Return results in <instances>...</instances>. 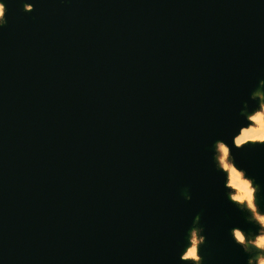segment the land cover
I'll return each mask as SVG.
<instances>
[{
	"label": "water",
	"instance_id": "1",
	"mask_svg": "<svg viewBox=\"0 0 264 264\" xmlns=\"http://www.w3.org/2000/svg\"><path fill=\"white\" fill-rule=\"evenodd\" d=\"M0 3V264H249L216 145L264 209V0Z\"/></svg>",
	"mask_w": 264,
	"mask_h": 264
},
{
	"label": "rangeland",
	"instance_id": "2",
	"mask_svg": "<svg viewBox=\"0 0 264 264\" xmlns=\"http://www.w3.org/2000/svg\"><path fill=\"white\" fill-rule=\"evenodd\" d=\"M255 97H258V98L261 99V105L256 111H254L252 113H248V119L250 120V125L249 126H252L253 124H254V126H258L256 123H258V119L257 118H258V116H260V117H262L261 119H262V124H263V127H264V99H263L262 91L259 90L258 92H256ZM251 117H255V119H251ZM263 133H264V131H263ZM246 142H251V140L242 142L240 145H242V144H244ZM222 145L228 150L227 154H225V152L222 150V148H221ZM216 162H217L218 166L227 173V176H228V173L231 170H233V169H235V171L240 174L236 184L228 183V180H229L228 179L227 180V185L230 187V194H232V196L234 198L235 197H243L244 193H245V183L244 182L247 179H250V178L246 177L245 173L242 170H239L234 165L233 159H232V157H231V155L229 153V149H228V147L225 144L218 143L216 145ZM225 165H227V167H225ZM250 181L252 183V186L254 188L257 187V189H258L256 194H255L256 195V201L255 202L257 203V205L255 206V213H257L259 215H264V209H261L260 205H259V186L254 182L253 179H250ZM243 208L247 210L246 206H244ZM247 211L250 214V219H251V212L249 210H247ZM255 223L258 224L257 222H255ZM196 230L197 231H195L192 234V236H191V242L194 243L198 247V256L201 257V255L199 253V247L203 243V237L201 236V231H200V229L198 227L196 228ZM241 232H242L243 235H245L246 238L249 237V238H252L253 241L255 240V235L257 233L256 234H254V233L246 234L243 231H241ZM248 251L251 253L250 260L254 264H255L256 257L258 255L261 254L262 256H264V249L258 250V249H255L254 246L250 245ZM187 260L191 261L193 264H202V257H201V259L199 261H195V260H192L190 258L187 259Z\"/></svg>",
	"mask_w": 264,
	"mask_h": 264
},
{
	"label": "clouds",
	"instance_id": "3",
	"mask_svg": "<svg viewBox=\"0 0 264 264\" xmlns=\"http://www.w3.org/2000/svg\"><path fill=\"white\" fill-rule=\"evenodd\" d=\"M5 5L0 4V24L5 23ZM252 119V117H251ZM256 131V130H254ZM251 142H264V133L252 135L250 137ZM245 141H248L247 139ZM237 145H240V141H236ZM257 187H253L250 179L246 180L245 184V193L244 196L241 197L240 199L234 198L232 194H230V199L237 203L238 205L244 207L246 206L247 210L251 212V219L255 222H257L260 226L258 233L255 235V240L253 241L252 238L245 237L241 233V231L237 230L234 233V239L236 242H238L241 246L245 248V250H249V246H254L255 249H264V215H259L255 213V206L257 205L256 201V192H257ZM246 201V202H245ZM255 202V203H254ZM192 259L195 261H199L201 259L200 256L197 255V246L192 245L187 249V253L184 256V259ZM249 264H253V262L250 260ZM255 264H264V256L261 254L256 257Z\"/></svg>",
	"mask_w": 264,
	"mask_h": 264
},
{
	"label": "bare ground",
	"instance_id": "4",
	"mask_svg": "<svg viewBox=\"0 0 264 264\" xmlns=\"http://www.w3.org/2000/svg\"><path fill=\"white\" fill-rule=\"evenodd\" d=\"M2 4V3H0ZM263 94V92H262ZM262 117L258 116V123H256L258 126H254V124L252 126H247V127H244L241 129L240 133L235 137V143L237 140H240L242 142H245V140L247 139L248 141H250V137L252 135H256V134H260V133H263L264 131V127H263V124H262ZM256 130V131H254ZM241 142V143H242ZM218 143H221V144H224L223 142H218ZM217 143V144H218ZM225 148V147H224ZM223 150V149H222ZM224 151V150H223ZM237 173V172H236ZM228 183L230 184H236L238 179L236 178L235 176V173L231 170L229 173H228ZM241 231L240 229L238 228H235L233 230V234L235 233V231ZM197 231L195 227H192L191 230L189 231V236H188V240H189V244L186 246V248L184 249V252H183V258L184 256L186 255L187 253V249L189 247H191L192 245H195L194 243L191 242V236L192 234ZM242 233V232H241ZM196 246V245H195ZM197 255H198V247H197Z\"/></svg>",
	"mask_w": 264,
	"mask_h": 264
},
{
	"label": "snow or ice",
	"instance_id": "5",
	"mask_svg": "<svg viewBox=\"0 0 264 264\" xmlns=\"http://www.w3.org/2000/svg\"><path fill=\"white\" fill-rule=\"evenodd\" d=\"M252 119H255V117H252ZM238 141H240V140H238ZM240 142H242V141H240ZM221 148L224 150L225 154H227L228 150L226 148H224L223 145L221 146ZM225 167H227V165H225ZM232 171L235 173V176L238 179L240 174L236 173L235 169H233ZM244 183L246 184V181ZM235 198L240 199L241 197H235Z\"/></svg>",
	"mask_w": 264,
	"mask_h": 264
}]
</instances>
